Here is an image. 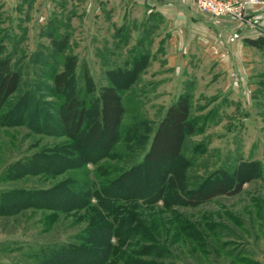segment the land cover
<instances>
[{
  "label": "rangeland",
  "instance_id": "obj_1",
  "mask_svg": "<svg viewBox=\"0 0 264 264\" xmlns=\"http://www.w3.org/2000/svg\"><path fill=\"white\" fill-rule=\"evenodd\" d=\"M15 13L0 10V33L5 30L9 33L4 38L6 50H11L16 42L19 53L16 50L15 56L19 54L21 58L14 57L11 61L19 60L20 64L27 65L25 68H32L33 74H23V78L34 79V92L38 98H21L19 105L25 113L21 122L0 121V190L9 187H47L69 176L80 179L85 176L94 189L97 180L116 176L120 168L141 156L147 145L137 148L138 141H135L132 146H128L131 144L126 136L135 135L140 140V136L145 133L148 142L154 124L163 112L157 100L159 97L155 91L143 87L139 75L126 89L119 90L124 113L119 140L108 151L109 155L94 163L86 161L82 165H69L59 172L42 169L20 173L14 166L35 154L72 156L71 152H65L66 148L74 151L69 146L72 140L59 132L54 121L63 109V101L77 88L85 96L94 95L100 84L108 82L107 74L99 64L103 61L106 65H122L130 50L120 51L125 44L121 35L120 39L111 43L117 50L115 55L101 58L98 64L97 59L91 55L81 57L86 44L78 43L74 32L72 37L68 36V42L63 48V51L73 53V58L66 59L54 54L43 60L37 58L34 63L24 56L25 52H30L35 46L27 36L28 25L16 27ZM64 24L71 33L70 23ZM31 29L35 28L31 26ZM256 68L258 73L248 78L254 86L247 108L228 105L217 98L215 92L209 94V90L196 91V97L190 89L180 91H188L190 94V115L195 118L196 130L188 136L184 149L187 157L185 165L180 172L174 170L177 191L183 194L184 189H194L199 183L202 191L210 190L216 180L208 179V176L217 167L223 168L228 176L229 180H225L222 173L220 181L227 182L231 191L216 194L196 205L185 204L183 195L175 197L169 204L157 199L153 205L143 204L140 209L132 204H121L131 212L141 211V215L156 217L155 230H158L160 244L167 251L161 258L164 262L264 264V57L260 58ZM61 69H64L66 83L62 92L55 94L50 76ZM215 96L217 99H214ZM91 111L87 110V120ZM101 146L93 142L90 148ZM84 150L91 151L88 148ZM71 158L74 159L73 156ZM35 163L43 167L47 165L44 159L35 160ZM100 164L109 166L106 167L107 173L98 176L95 171ZM111 164L115 166L110 167ZM237 183L239 187L236 189ZM89 198L91 204L88 206L64 210L26 205L0 212V264H39L32 253L39 246L60 241L78 243L76 235L86 224L87 218L95 219L97 214L105 213L95 204L94 195L91 194ZM111 241L116 242V237L112 236ZM129 241L125 240L120 248L127 254L133 253L141 240H137L138 243ZM117 263L122 264V261H115Z\"/></svg>",
  "mask_w": 264,
  "mask_h": 264
},
{
  "label": "trees",
  "instance_id": "obj_2",
  "mask_svg": "<svg viewBox=\"0 0 264 264\" xmlns=\"http://www.w3.org/2000/svg\"><path fill=\"white\" fill-rule=\"evenodd\" d=\"M39 33L46 38V41L38 39L34 48L24 53L28 61L30 59L35 63L37 58L43 60L54 54L66 59L73 58V53L63 51L69 36L65 25L55 23L43 26ZM6 34H9L6 30L0 33V63H2L0 121L13 123L19 120L21 122L25 114L24 108L19 105L21 98L26 96L27 99L37 100L38 94L34 92V79L23 78V74H33L32 68H25L27 65L20 64L19 60L11 61L14 57L19 59L21 56L19 54L15 56L16 42L11 50H6L4 43ZM244 41L258 48L264 46L263 35L245 37ZM145 63V56L139 50L133 51L130 57L123 59L122 65L106 67L104 72L107 74L108 82L100 84L94 95L85 96L80 88H77L67 100L63 101V109L58 112L54 121L59 132L72 140L69 146H72L74 151L66 148L65 152L67 154L71 152L74 159L70 155L63 156L58 153L48 156L35 154L17 163L14 166L17 171L22 173L50 169L52 173L59 172L61 168L69 165H82L86 161L94 163L97 159L109 155L108 151L119 140L124 113L119 90L126 89L139 78ZM63 72L64 69H61L50 76L53 83L51 88L55 94L62 92L65 86ZM87 77L89 81L90 78ZM22 85H24L23 89H21ZM88 109L92 111L87 120ZM190 109L189 92H179L166 105L154 124L148 142L145 133L140 136V140L135 135L126 136V140L131 144L128 146H132L135 141H138L137 148L147 145L141 156L120 168L116 176L97 180L94 189L85 176L81 179L69 176L47 187L29 189L9 187L0 190V212L16 210L26 205L59 210L88 206L91 204L89 198L91 194L95 197V204L105 210L106 214L98 212L95 219L87 218L86 224L76 235L78 243L60 241L39 246L38 250L32 252L39 264H115L117 260H121L122 264H175L161 260L167 251L160 244L158 230H155L156 217L141 215L143 213L141 211L131 212L121 204H132L133 207L140 209L143 204L153 205L157 199L169 204L175 197L179 198L183 195L185 204L196 205L216 194L231 191L227 182L220 181L222 173L225 180L229 178L223 168L219 167L208 176V179L216 180L210 190L202 191V185L199 183L194 189H184L183 194L177 191L174 170L178 169L177 172H180L185 165L187 157L184 149L188 143V136L196 130L195 118L190 115ZM45 124L48 125L47 122ZM93 142L102 146L90 148ZM85 148L91 151H85ZM41 158L47 161L44 167L35 165L37 164L35 160H43ZM54 159L55 163H53ZM108 166V164H100L95 173L98 176L107 173ZM112 166L115 165L111 164L110 167ZM238 187L239 183L235 188ZM112 236L116 237V242L111 241ZM125 240L136 243L137 240L141 241L133 253L127 254L120 249ZM111 259L113 262L110 261Z\"/></svg>",
  "mask_w": 264,
  "mask_h": 264
},
{
  "label": "crops",
  "instance_id": "obj_3",
  "mask_svg": "<svg viewBox=\"0 0 264 264\" xmlns=\"http://www.w3.org/2000/svg\"><path fill=\"white\" fill-rule=\"evenodd\" d=\"M2 9L16 11V27L27 24L34 44L46 41L41 27L70 23V37L75 32L76 41L86 44L81 57L91 55L98 64L115 55L111 43L122 35L120 51L139 50L145 56L139 82L157 93L162 111L185 88L195 97L196 91L209 90L228 105L247 108L254 86L248 78L258 73L264 57V46L244 41L264 36V0L246 8L247 20L214 16L195 0H0ZM100 65L102 71L112 66Z\"/></svg>",
  "mask_w": 264,
  "mask_h": 264
},
{
  "label": "built area",
  "instance_id": "obj_4",
  "mask_svg": "<svg viewBox=\"0 0 264 264\" xmlns=\"http://www.w3.org/2000/svg\"><path fill=\"white\" fill-rule=\"evenodd\" d=\"M259 0H195L197 7L214 16L228 15L233 19L247 20L246 8ZM237 33H232L233 38Z\"/></svg>",
  "mask_w": 264,
  "mask_h": 264
}]
</instances>
